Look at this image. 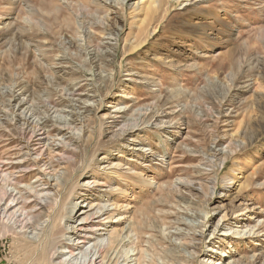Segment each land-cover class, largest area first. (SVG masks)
<instances>
[{"label": "rangeland", "instance_id": "rangeland-1", "mask_svg": "<svg viewBox=\"0 0 264 264\" xmlns=\"http://www.w3.org/2000/svg\"><path fill=\"white\" fill-rule=\"evenodd\" d=\"M60 2L0 0V92L5 81L13 79L24 86L20 90L24 97L38 100L54 80L72 89L67 80L79 76L73 107L68 103L60 107V115L73 124L57 125L67 132L65 140L73 131L78 133L80 120L84 130L68 145L77 154V163L58 200L71 207L83 180L92 177L87 171L108 172L114 160L120 164V175H112V183L120 191L95 186L93 195L82 198L88 202L97 199V191L102 193L98 203L105 204L109 216L93 218V229L100 228L96 234L107 235L120 223L119 216L130 214L140 215L152 229L136 234L127 227V218L121 220L126 235L121 250L128 251L127 264H178L167 255L173 253V244L188 254L180 247L178 234L191 241L196 252L193 264H203L208 257L218 264H264V0H80L97 10L98 19L112 9L108 22L112 35H102L96 26L90 30L94 40L104 38L113 47L104 67L106 81L99 80L95 70L72 73L82 57L51 66V58L42 54L44 48L37 47L48 41L58 47L65 37L63 24L73 17L60 7L53 23ZM39 17L44 22H37ZM156 100L159 110L169 113L158 114L162 123L153 118L125 141L113 135L119 131L122 113H149ZM78 111L80 118L73 115ZM172 116L176 119L170 120ZM60 136L49 141H60ZM16 141V134L0 138V154L16 151ZM228 148L233 150L228 160L214 155ZM62 151L56 146L52 155L58 157ZM23 152L11 160H27ZM30 152L35 157L34 150ZM45 157L36 158L47 161ZM33 164L24 172V183L37 181V168L45 178L62 172L41 162ZM186 176L194 180L179 184ZM171 183L180 189L167 194ZM160 190L165 192L162 197ZM145 209L148 214L142 215ZM60 223L67 231V222ZM17 237L0 233V264H46L41 256L44 243ZM158 238L160 242L154 241Z\"/></svg>", "mask_w": 264, "mask_h": 264}, {"label": "bare ground", "instance_id": "bare-ground-1", "mask_svg": "<svg viewBox=\"0 0 264 264\" xmlns=\"http://www.w3.org/2000/svg\"><path fill=\"white\" fill-rule=\"evenodd\" d=\"M60 1L63 4L60 2L62 6L57 7L56 11L53 12V23L55 19H57L56 12L59 11L60 7L69 10V13L73 17V19H71L72 21L70 20L71 22H65V24H63L65 37L60 41V46H55L56 48L50 41L46 44H37V47L44 48L42 54L48 59L51 58V66L61 63H66L67 65L72 58L82 57L79 63L80 66L73 69L74 72L72 73H83L86 71L91 73L95 70L97 72V78L101 81H106L108 75L104 74V67L109 65L110 60L108 57L113 54L112 52L110 53L113 47L110 43L104 42V40H102L104 38L94 40L96 35L94 37L90 30L95 28L93 26H96L102 29L100 31L102 35H112L110 32V25H108V22L111 21L109 13H112V9L106 7L107 9L103 19H98L96 16L97 10L94 9L95 11H91L87 4L80 2V0ZM37 19V22H44L43 17ZM76 22L78 23L76 26H78L80 30L75 28ZM58 26L60 25L58 24ZM43 30H45L44 27L41 33ZM50 39H53L52 35H50ZM47 48L50 49V51H48ZM71 49H74V51H71ZM53 52H58L59 56H54V54L51 56L50 54ZM77 78H79V76H77ZM77 78H73V80L69 81L67 80V82L72 85V89L66 88L65 84L61 85L58 80H54L53 83L50 81L52 84L43 90V95L41 98L39 97L38 100L31 99L32 96L30 99L24 97V95H22L23 93L20 92L24 86H22L20 81L17 82V80L8 79L5 81L7 82L6 85L3 84L1 88V96H3V99L6 97V100H4L5 102L0 100V138L10 134L13 136L16 134L17 141L15 142V148L17 150L11 153L9 152L10 149L0 154V233L15 234L18 236L17 238L22 237L38 245L44 243L43 247L45 246V252L44 254L41 253V256L46 264H127L128 258L126 259V256L128 251L124 252L121 250L126 238V235L123 236L122 234L124 227L119 226L122 223L121 220L127 218V227L136 234H142L144 231H152V229L145 225L144 221L139 218L140 215L130 214L127 217L119 216L120 219L122 218L119 221L120 223L114 225L107 235L104 236V233L96 234L95 232L100 230V228L93 229L94 224L91 221L93 218H99L108 214L107 209L104 208L105 204L101 202V204L98 203V199L102 197V193L97 191L95 193L97 199L89 200L88 202H86L87 198H82L94 193L96 191L95 186L108 187L112 192L115 190L120 191V187L112 183V181L115 180L112 175L118 174L117 169H119V163H115L114 160H111L110 163L112 166L109 168L110 171L108 172L104 171L99 173L95 169L88 170L87 173H90L92 177L83 180L82 185L78 188L80 196L78 199L76 198L77 200L72 203L71 207L65 206L62 201L58 200L60 192L65 188L69 179H72L73 175L71 176L72 172H70V169L76 167L77 163V154L72 149H69L68 145L71 144L70 142L72 140L81 137L84 130L83 122L80 120L78 129L76 128L78 133H74V131L71 130L73 131L72 134H69L68 140H65L63 137L67 132H62L61 127L57 125L70 126L73 124L67 120L66 115L61 116L60 112L62 111V104L64 103H68L69 106L73 107V97L77 95L75 92H78L80 88V86L77 85L78 83L74 82ZM56 93H58V98L53 101L51 98L53 95H56ZM125 104L126 102L118 104V109L123 108ZM61 106L62 108L60 109ZM159 107L160 103L156 100L152 111L149 113L140 114V111H138L136 113L132 112L130 116H126L125 113H122L120 116L121 121L117 123V125H120L119 131L116 133L113 132V135L120 137V141H125L132 135L135 129H140V125L143 123L148 124L153 118L155 121H153L154 123H162L163 117L158 114H162L164 111H160ZM78 113L79 111L77 114L73 115L80 118ZM164 114L168 116L169 113L164 112ZM178 115L180 114L178 113ZM174 118L175 116H172L170 120ZM57 135H61L60 141L58 140L55 142L56 139H52L51 142L49 141V137L52 138ZM140 145L142 146V143H140ZM56 146H61L63 150L62 154L58 157L52 155L53 148ZM228 149L225 152L219 151L214 155H217L219 160L222 159L226 161L233 152L232 149ZM31 150H34L35 157H31ZM22 152L23 155L28 157L27 160L21 159L22 161L19 160L16 162L11 160L13 155H20ZM37 155H45L47 161L43 159L37 160ZM103 158H106V156H103ZM39 162L48 168L55 169L54 167H58L62 172L58 174L54 173L48 178H45L46 174L37 168V181L32 184L24 183L23 181L26 177L24 173L25 170L30 164L34 163L33 165H35L39 164ZM80 166L86 169L88 165L82 163ZM135 171L136 170H134L133 173H135ZM41 175H43L44 178V182L42 183L39 182L41 180L40 177H42ZM119 175L120 174H118V176ZM192 180L194 179L186 176L185 182L179 184L187 186ZM179 184H169L166 193L168 194L174 189L175 191L179 190ZM45 185L47 187H44ZM198 186L200 189H203L202 185ZM163 192L164 190H160V197L165 193ZM106 201L109 200L106 199ZM112 204H114L113 201ZM82 208H87V210H83ZM147 214V209L142 211V215ZM108 216L101 219H105ZM222 217H224V215ZM62 220L65 221V223L67 222V231L65 232L60 223ZM173 238L176 239L175 237ZM177 238L180 239V247L184 251H188V254L181 253L179 248L173 244L174 251L171 254L168 252V259L178 264L182 262L192 263L195 259L196 252H194L191 241L181 234H178ZM154 241L160 242L161 239L158 238ZM168 243L171 244L172 241ZM152 244L153 243H150V245ZM98 258L99 261H97ZM121 258L123 259L120 260ZM203 264L218 263L213 257H208Z\"/></svg>", "mask_w": 264, "mask_h": 264}]
</instances>
